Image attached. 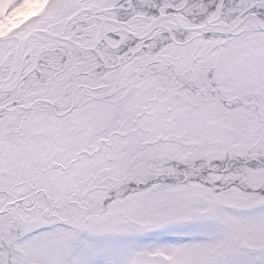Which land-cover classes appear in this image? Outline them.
Segmentation results:
<instances>
[{
  "label": "snow or ice",
  "instance_id": "snow-or-ice-1",
  "mask_svg": "<svg viewBox=\"0 0 264 264\" xmlns=\"http://www.w3.org/2000/svg\"><path fill=\"white\" fill-rule=\"evenodd\" d=\"M0 264H264V0H0Z\"/></svg>",
  "mask_w": 264,
  "mask_h": 264
}]
</instances>
